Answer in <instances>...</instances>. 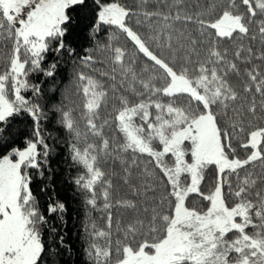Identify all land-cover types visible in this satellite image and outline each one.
<instances>
[{
    "label": "snow or ice",
    "instance_id": "obj_1",
    "mask_svg": "<svg viewBox=\"0 0 264 264\" xmlns=\"http://www.w3.org/2000/svg\"><path fill=\"white\" fill-rule=\"evenodd\" d=\"M60 146L87 264H264V0H0V264L70 251L32 188Z\"/></svg>",
    "mask_w": 264,
    "mask_h": 264
},
{
    "label": "trees",
    "instance_id": "obj_2",
    "mask_svg": "<svg viewBox=\"0 0 264 264\" xmlns=\"http://www.w3.org/2000/svg\"><path fill=\"white\" fill-rule=\"evenodd\" d=\"M129 4L133 0H127ZM76 16L77 26L71 36L70 43L82 54L84 48L92 47V40L89 37V24L90 20H83V13ZM101 36L105 35L103 31ZM55 57L49 56L48 62H51ZM34 82H40L42 88L51 87L46 79L39 76L32 78ZM56 92H49L46 94L44 104L46 107H51L60 102L62 97V89L68 87L72 89V66L71 64H63L59 66L58 75L56 76ZM76 104L80 103L79 98H75ZM58 117L52 111L48 112V119L42 122V130L50 133L55 137H64L63 129L56 123ZM17 127L23 129L24 124L18 123ZM66 152L63 146L58 149V154L51 158L50 167L52 169L51 178L49 181H41L34 179L32 188L34 194L38 196L41 206H45L49 200L48 197H52L53 200H59L63 202L67 208V214L65 216L66 227L61 228L58 221H55V226L58 229L56 235L61 233L64 236V243L68 246L70 251H65L60 245H56L59 250V255L54 251L51 255L55 264H87V257L84 253L85 240L82 235V221L84 220L85 208L82 205L79 195L75 192L73 185L70 183L71 178L76 175L77 169L71 166V163L66 159ZM50 183L51 187L46 192H41V187L45 183ZM93 215H98L93 213ZM102 224V222H100ZM45 239L48 244H52L54 237L45 233ZM53 260H49L48 264H53Z\"/></svg>",
    "mask_w": 264,
    "mask_h": 264
}]
</instances>
